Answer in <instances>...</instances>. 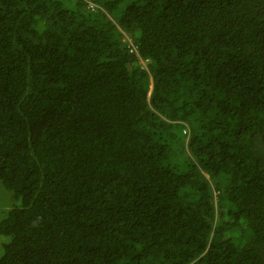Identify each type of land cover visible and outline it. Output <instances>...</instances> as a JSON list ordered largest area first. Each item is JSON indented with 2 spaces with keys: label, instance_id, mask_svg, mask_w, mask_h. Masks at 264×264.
I'll return each instance as SVG.
<instances>
[{
  "label": "trees",
  "instance_id": "1",
  "mask_svg": "<svg viewBox=\"0 0 264 264\" xmlns=\"http://www.w3.org/2000/svg\"><path fill=\"white\" fill-rule=\"evenodd\" d=\"M91 1L0 0V264H264V0Z\"/></svg>",
  "mask_w": 264,
  "mask_h": 264
},
{
  "label": "rangeland",
  "instance_id": "2",
  "mask_svg": "<svg viewBox=\"0 0 264 264\" xmlns=\"http://www.w3.org/2000/svg\"><path fill=\"white\" fill-rule=\"evenodd\" d=\"M92 5V2H90ZM140 63L145 65L146 63L140 60ZM14 200L12 192L7 191L4 187L0 186V221L5 217L9 209L12 207Z\"/></svg>",
  "mask_w": 264,
  "mask_h": 264
},
{
  "label": "clouds",
  "instance_id": "3",
  "mask_svg": "<svg viewBox=\"0 0 264 264\" xmlns=\"http://www.w3.org/2000/svg\"><path fill=\"white\" fill-rule=\"evenodd\" d=\"M85 1L87 2V5H88L91 9H95L96 7H98V5H97L96 3H94L93 1H91V0H85ZM90 2H92V5L90 4ZM125 39L129 41L128 43H129L130 51H132V52H136L137 55H138V49H137V46L133 43L132 39L129 38V37H125ZM140 60L144 61L146 64H145V65L141 64V63H140ZM139 63H140L143 67L148 68V64H147V63H148V60L142 58L140 55H139ZM4 188H5L7 191H9V192L11 191V192H12V190L6 188L5 186H4ZM12 195H13V192H12Z\"/></svg>",
  "mask_w": 264,
  "mask_h": 264
}]
</instances>
